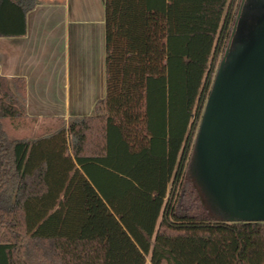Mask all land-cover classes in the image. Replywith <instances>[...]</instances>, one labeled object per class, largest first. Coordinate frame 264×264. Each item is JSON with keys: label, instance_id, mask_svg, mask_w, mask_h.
Instances as JSON below:
<instances>
[{"label": "trees", "instance_id": "16d2710c", "mask_svg": "<svg viewBox=\"0 0 264 264\" xmlns=\"http://www.w3.org/2000/svg\"><path fill=\"white\" fill-rule=\"evenodd\" d=\"M242 0H105L106 96L32 142L0 73V264H264V222L211 214L194 144ZM38 0H0V37Z\"/></svg>", "mask_w": 264, "mask_h": 264}, {"label": "water", "instance_id": "95a60500", "mask_svg": "<svg viewBox=\"0 0 264 264\" xmlns=\"http://www.w3.org/2000/svg\"><path fill=\"white\" fill-rule=\"evenodd\" d=\"M261 1L262 15L244 28L239 26V7L201 118L190 166L206 207L210 200L218 218L227 222H264Z\"/></svg>", "mask_w": 264, "mask_h": 264}, {"label": "crops", "instance_id": "0c3cea01", "mask_svg": "<svg viewBox=\"0 0 264 264\" xmlns=\"http://www.w3.org/2000/svg\"><path fill=\"white\" fill-rule=\"evenodd\" d=\"M26 23V35L0 37V73L26 81L27 116L13 127L42 138L106 96L105 0H38Z\"/></svg>", "mask_w": 264, "mask_h": 264}, {"label": "rangeland", "instance_id": "374dc122", "mask_svg": "<svg viewBox=\"0 0 264 264\" xmlns=\"http://www.w3.org/2000/svg\"><path fill=\"white\" fill-rule=\"evenodd\" d=\"M240 22L239 26L241 28H244L245 25H247L249 22L255 20L257 17L262 15V1L261 0H243L241 3V8H240ZM2 125L6 133L8 134L10 139H19L22 137H29V140H34L36 137L39 138L41 135H43L44 131L38 132L34 131V134L26 133V131H20V129H15L13 127L12 122H20L19 119H2ZM62 125V122H58L53 126V131L54 129L59 128ZM31 126V125H29ZM29 130V129H28ZM35 130V129H34ZM35 135V136H34ZM209 205L210 212L213 216L218 218V214L216 209L212 206L211 201H207ZM148 264L150 262L148 261Z\"/></svg>", "mask_w": 264, "mask_h": 264}]
</instances>
